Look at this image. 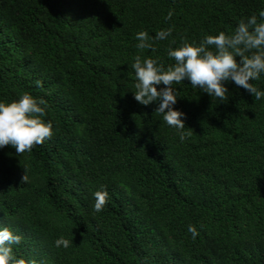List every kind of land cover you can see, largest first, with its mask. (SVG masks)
<instances>
[{
	"label": "trees",
	"instance_id": "1",
	"mask_svg": "<svg viewBox=\"0 0 264 264\" xmlns=\"http://www.w3.org/2000/svg\"><path fill=\"white\" fill-rule=\"evenodd\" d=\"M261 10L264 0H0V102L43 98L53 126L30 152L0 148V228L22 237L18 258L264 264V98L231 81L223 101L174 84L191 133L182 142L158 101L134 99L132 68L137 55L172 65L173 40L231 34ZM170 27L155 51L136 47L139 31ZM251 83L264 91V73ZM102 185L107 203L94 212ZM61 236L69 247L55 246Z\"/></svg>",
	"mask_w": 264,
	"mask_h": 264
},
{
	"label": "clouds",
	"instance_id": "2",
	"mask_svg": "<svg viewBox=\"0 0 264 264\" xmlns=\"http://www.w3.org/2000/svg\"><path fill=\"white\" fill-rule=\"evenodd\" d=\"M172 14L170 10L167 19H171ZM259 17V21L255 14L247 20L241 19L231 34L224 31L217 35L205 34L199 43L182 37L179 45L173 47L176 44L173 40L167 55L175 63L167 67L158 63V59L135 56L132 64L136 79L134 99L142 105L158 101L155 111L162 114L168 126L177 129L183 142L191 133L183 131L185 122L182 117L185 114L173 107L177 102L174 84L188 80L193 88L202 89L223 101L228 92L225 82L231 81L244 88L256 100L264 98V91L251 83L259 80L264 73V10L259 12ZM171 33V27L157 31L154 37H150L147 31H139L136 33V47L155 51L154 42L168 39ZM36 84L42 87L41 81ZM158 85L163 87L158 88ZM45 108L46 101L43 98L37 99L28 92L21 94L18 100L0 102V148L11 145L16 154L20 155L50 139L53 126L50 121L43 119ZM28 180L25 170L21 182ZM93 196V211H102L108 199L106 188L102 185ZM188 231L193 239L198 235L193 226H189ZM21 240L22 237L8 227L0 228V264H35V261L18 258L14 254L12 246L20 244ZM69 245L70 241L63 236L55 241L57 248H67Z\"/></svg>",
	"mask_w": 264,
	"mask_h": 264
}]
</instances>
